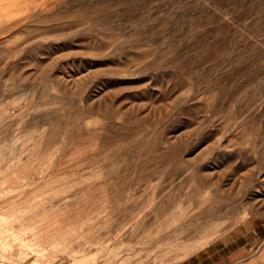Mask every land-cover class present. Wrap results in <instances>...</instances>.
Here are the masks:
<instances>
[{"label": "rangeland", "instance_id": "obj_1", "mask_svg": "<svg viewBox=\"0 0 264 264\" xmlns=\"http://www.w3.org/2000/svg\"><path fill=\"white\" fill-rule=\"evenodd\" d=\"M264 264V0H0V264Z\"/></svg>", "mask_w": 264, "mask_h": 264}, {"label": "crops", "instance_id": "obj_2", "mask_svg": "<svg viewBox=\"0 0 264 264\" xmlns=\"http://www.w3.org/2000/svg\"><path fill=\"white\" fill-rule=\"evenodd\" d=\"M247 244H238L237 239H219L176 264H219L222 260L233 259Z\"/></svg>", "mask_w": 264, "mask_h": 264}, {"label": "built area", "instance_id": "obj_3", "mask_svg": "<svg viewBox=\"0 0 264 264\" xmlns=\"http://www.w3.org/2000/svg\"><path fill=\"white\" fill-rule=\"evenodd\" d=\"M55 264H62L61 262H57V263H55Z\"/></svg>", "mask_w": 264, "mask_h": 264}]
</instances>
